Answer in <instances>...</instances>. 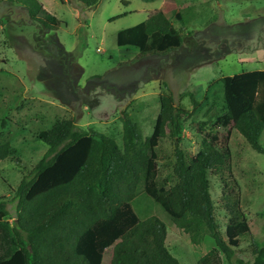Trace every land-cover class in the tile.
Listing matches in <instances>:
<instances>
[{"label":"rangeland","instance_id":"1","mask_svg":"<svg viewBox=\"0 0 264 264\" xmlns=\"http://www.w3.org/2000/svg\"><path fill=\"white\" fill-rule=\"evenodd\" d=\"M41 1L66 22L54 32L62 47L48 43L51 33L33 22L25 8L0 2V145L10 143L17 150L0 163V198L8 200V217L13 224L17 217L16 189L48 149L37 139L41 128H51L58 120L73 118L82 110L79 127L105 133L122 146L123 113L133 117L144 137L151 135L167 83L176 104L190 112L184 119L181 147L193 155L210 131H219L222 137L227 134V129L213 127L216 118L226 112L221 78L264 69V0H177L184 21L175 17L172 21L182 28L183 46L164 56L138 60L134 59L137 48L118 46L117 33L146 20L157 9H164L170 16L165 0H101L90 9H78L76 1L75 6L66 0ZM121 14L125 16L113 20ZM120 62L127 64L118 66ZM75 63L82 67L79 77ZM157 67L161 70H155ZM109 70L103 79L94 78L93 84L82 88L88 78ZM71 76L79 88L73 87ZM103 81L110 82L103 86ZM136 82L142 83L140 89L121 101L111 93L116 90L114 86L123 88ZM164 130L158 146L160 181L173 184L176 157L169 120ZM260 143L264 147V130ZM230 146L241 207L254 239L264 246V153L235 129ZM11 157L17 159L12 162ZM210 181L216 215L224 228L228 215L221 182L215 174H210ZM133 206L142 220L156 216L166 225L167 247L182 264H199L214 246L208 235L200 244L192 243L189 234L144 192L142 184ZM112 254L110 247L103 264L111 263ZM236 257L252 259L250 240L236 249ZM23 262L24 255L18 252L3 264Z\"/></svg>","mask_w":264,"mask_h":264},{"label":"trees","instance_id":"2","mask_svg":"<svg viewBox=\"0 0 264 264\" xmlns=\"http://www.w3.org/2000/svg\"><path fill=\"white\" fill-rule=\"evenodd\" d=\"M4 1L25 8L33 22L51 33L48 43L62 47L54 32L66 22L41 0H0ZM66 1L73 6L76 1L78 9L96 8L101 2ZM176 1L165 0L170 16L164 9H157L146 20L119 30L118 46L137 48L135 60L180 49L184 43L182 28H177L172 18L183 23L184 17ZM125 64L120 62L118 66ZM75 68L81 76L82 67L75 63ZM109 72L88 78L82 88L87 89L94 78L103 79ZM221 81L226 112L216 118L213 127L227 129V134L222 137L219 131H210L193 155L181 147L184 119L190 112L176 104L167 83L151 135L144 137L133 117L123 113L122 146L105 133L79 127L77 120L82 110L73 118L58 120L51 128H41L37 139L48 149L16 189L14 224L8 217V200L0 198V264L13 259L18 252L24 255L20 264H103L110 247V264H182L167 247L166 225L156 216L142 220L136 212L133 201L141 184L175 225L189 234L192 243L200 244L207 235L213 240L214 246L200 258L199 264H264V246L254 239L241 207V189L232 170L230 146L235 129L264 153L260 143L264 130V69L226 75ZM72 82L73 87H80L74 77ZM107 82L101 84L107 86ZM137 83L123 88L114 86L116 90L111 93L121 101L140 89L142 83ZM167 120L176 157L173 184L160 181L158 146ZM16 152L10 143L0 145V163ZM16 159L11 157L12 162ZM210 174L217 175L221 182L228 215L224 228L216 215ZM247 239L251 260L236 257V249Z\"/></svg>","mask_w":264,"mask_h":264}]
</instances>
